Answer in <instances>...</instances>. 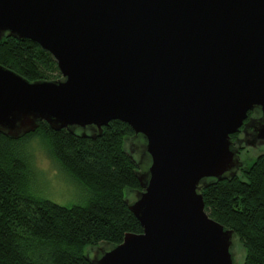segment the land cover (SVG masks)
<instances>
[{"label": "water", "instance_id": "obj_1", "mask_svg": "<svg viewBox=\"0 0 264 264\" xmlns=\"http://www.w3.org/2000/svg\"><path fill=\"white\" fill-rule=\"evenodd\" d=\"M9 37L48 52L61 77L0 65L1 134L133 131L140 190L125 203L142 232L87 248L90 264H238L200 190L241 174V128L264 143V0H0Z\"/></svg>", "mask_w": 264, "mask_h": 264}, {"label": "trees", "instance_id": "obj_2", "mask_svg": "<svg viewBox=\"0 0 264 264\" xmlns=\"http://www.w3.org/2000/svg\"><path fill=\"white\" fill-rule=\"evenodd\" d=\"M0 65L30 82L61 77L52 56L26 39L0 43ZM132 136L117 120L94 139L53 131L44 122L18 139L0 133V264H90L87 248L118 245L126 233H141L125 203L140 190L141 168L125 146ZM35 137L89 192L86 205L62 207L30 191L23 145ZM244 170L200 194L206 214L234 231L244 253L240 264H264V153L250 158Z\"/></svg>", "mask_w": 264, "mask_h": 264}, {"label": "rangeland", "instance_id": "obj_3", "mask_svg": "<svg viewBox=\"0 0 264 264\" xmlns=\"http://www.w3.org/2000/svg\"><path fill=\"white\" fill-rule=\"evenodd\" d=\"M125 146L132 156L137 157V144L132 137ZM23 153L29 166L30 191L33 194L62 207L84 206L88 203L89 192L60 167L40 137L24 144ZM256 154L257 151L252 150L249 156ZM133 195L130 196V201H133ZM234 253L240 264L244 253L238 242Z\"/></svg>", "mask_w": 264, "mask_h": 264}, {"label": "flooded vegetation", "instance_id": "obj_4", "mask_svg": "<svg viewBox=\"0 0 264 264\" xmlns=\"http://www.w3.org/2000/svg\"><path fill=\"white\" fill-rule=\"evenodd\" d=\"M250 113H251V115H249V117L252 116L255 119L260 117V116H258V114L254 115V113H252V112H250ZM247 122H248V120L245 121V123H247ZM251 125H249L245 129V131H243V128H241L238 133L231 136V138L234 142V147H236V149H237V154L239 156V160L242 163V166L239 168L238 173L243 172L242 169L245 168L246 162L250 158L264 153V143L261 141H254L253 140V136H252L253 128H251L252 127ZM252 150H253V152L257 151V154L254 156H249L250 153L252 152Z\"/></svg>", "mask_w": 264, "mask_h": 264}]
</instances>
